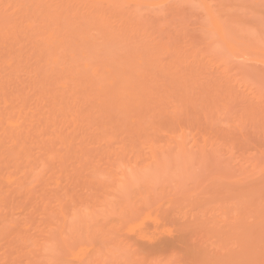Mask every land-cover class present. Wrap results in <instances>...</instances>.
Listing matches in <instances>:
<instances>
[{"label": "rangeland", "instance_id": "rangeland-1", "mask_svg": "<svg viewBox=\"0 0 264 264\" xmlns=\"http://www.w3.org/2000/svg\"><path fill=\"white\" fill-rule=\"evenodd\" d=\"M0 264H264V0H0Z\"/></svg>", "mask_w": 264, "mask_h": 264}]
</instances>
